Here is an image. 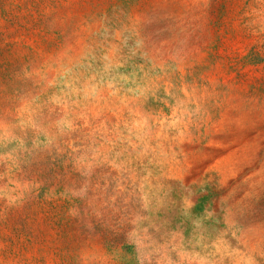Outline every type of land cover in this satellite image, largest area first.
Segmentation results:
<instances>
[{
    "label": "rangeland",
    "instance_id": "obj_1",
    "mask_svg": "<svg viewBox=\"0 0 264 264\" xmlns=\"http://www.w3.org/2000/svg\"><path fill=\"white\" fill-rule=\"evenodd\" d=\"M0 264H264V0H0Z\"/></svg>",
    "mask_w": 264,
    "mask_h": 264
}]
</instances>
